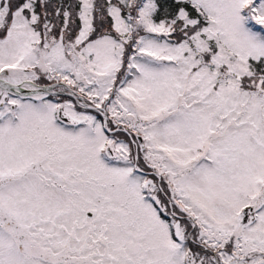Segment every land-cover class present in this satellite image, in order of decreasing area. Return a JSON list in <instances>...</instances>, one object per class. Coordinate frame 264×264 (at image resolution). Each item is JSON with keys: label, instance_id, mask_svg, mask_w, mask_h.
<instances>
[{"label": "snow or ice", "instance_id": "snow-or-ice-1", "mask_svg": "<svg viewBox=\"0 0 264 264\" xmlns=\"http://www.w3.org/2000/svg\"><path fill=\"white\" fill-rule=\"evenodd\" d=\"M0 264H264V0H0Z\"/></svg>", "mask_w": 264, "mask_h": 264}]
</instances>
